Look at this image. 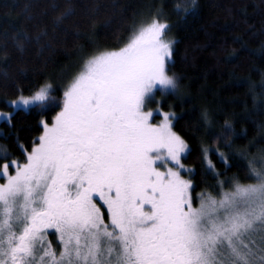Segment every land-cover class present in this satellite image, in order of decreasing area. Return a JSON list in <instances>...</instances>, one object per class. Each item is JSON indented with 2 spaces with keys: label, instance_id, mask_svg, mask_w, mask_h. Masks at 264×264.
Listing matches in <instances>:
<instances>
[{
  "label": "snow or ice",
  "instance_id": "6c2138e0",
  "mask_svg": "<svg viewBox=\"0 0 264 264\" xmlns=\"http://www.w3.org/2000/svg\"><path fill=\"white\" fill-rule=\"evenodd\" d=\"M197 8V0H173L172 12L187 16ZM88 14L91 49L80 51L63 83L45 79L27 94L17 84L16 98L4 97L12 111L0 112V120L10 127L19 112L60 110L51 124L40 121L43 133L31 151L20 145L22 161L0 145V161H7L0 163V264H264V134L238 146L232 120L216 132L203 110V128L194 131L227 151L199 138V158L216 193H196V168L182 163L192 148L173 130L176 113L153 122L161 114L156 93H180V77L171 72L174 25L163 0L148 6L146 18L134 15L112 48L95 37L100 5ZM72 15L66 6L55 26ZM21 36L15 46L23 51L32 37ZM41 36L47 32L37 34V43ZM8 59L0 54V61ZM9 79L5 71L3 81ZM259 87L257 96L250 86L253 108L264 110V81ZM153 102L156 109L146 110ZM233 168L238 172L229 175Z\"/></svg>",
  "mask_w": 264,
  "mask_h": 264
},
{
  "label": "trees",
  "instance_id": "16d2710c",
  "mask_svg": "<svg viewBox=\"0 0 264 264\" xmlns=\"http://www.w3.org/2000/svg\"><path fill=\"white\" fill-rule=\"evenodd\" d=\"M161 0H0V54L7 53L9 59L0 61V112L12 111L5 106L4 97L15 99V88L27 89L45 79L61 84L79 62V53L90 50L92 42L91 18L88 10L93 4L100 5L96 17V40L109 48L115 47L119 37L126 35L134 15L146 14L148 6ZM183 4L186 0H176ZM194 14L178 17L172 12L173 0H163L165 11L169 13L174 27L171 35L173 46L171 72L180 77L178 95L161 96L160 107L167 112H175L177 119L173 130L183 136L192 148L184 165L195 167L191 177L195 192L216 193V180L205 174L200 157L199 138L205 147H220L221 142L211 135L196 132L203 128L200 114L209 110L212 129L219 132L226 119H231L237 132L233 137L238 146L264 134V110L253 108L250 86L259 96V85L264 81V0H197ZM55 5V7H53ZM71 5L74 15L55 26V18L66 6ZM31 17V18H29ZM105 21L108 22L107 27ZM27 32L32 39L25 41L24 50L15 46L17 33ZM47 32L36 42L37 34ZM79 33V35H77ZM237 37L240 40H237ZM243 45V46H242ZM235 51L236 55L229 54ZM23 70V72L21 71ZM7 71L10 79L3 81ZM55 95L61 97V91ZM152 108L157 107L153 102ZM59 106L49 107L41 112H19L12 121L14 127L0 120V145H6L11 158L22 161L24 150L31 151L33 141L42 135L41 120L52 123ZM245 114L241 119L240 115ZM246 137V139L244 138ZM209 160L217 171L223 164L213 154ZM7 161H0L4 163ZM11 170V169H10ZM238 172L233 168L229 175ZM223 178V177H221Z\"/></svg>",
  "mask_w": 264,
  "mask_h": 264
},
{
  "label": "rangeland",
  "instance_id": "374dc122",
  "mask_svg": "<svg viewBox=\"0 0 264 264\" xmlns=\"http://www.w3.org/2000/svg\"><path fill=\"white\" fill-rule=\"evenodd\" d=\"M157 101L161 102V100L159 98H157ZM159 107H160V104H159ZM154 109H156V107L152 108L151 105H148V107L146 108V110H154ZM160 109H161V107H160ZM163 112H167V111H164L161 109V114L156 115L154 113V115L156 116V118L153 120L154 123H158L159 121H161L163 119V115H162ZM182 163H183V161H182ZM185 167L188 168L186 165H185ZM182 175H183V173H182ZM184 178L189 179L190 177L184 176ZM0 182H2V181H0ZM101 210L103 211V208ZM54 241H55V237H54L53 243H55Z\"/></svg>",
  "mask_w": 264,
  "mask_h": 264
},
{
  "label": "flooded vegetation",
  "instance_id": "af4514ba",
  "mask_svg": "<svg viewBox=\"0 0 264 264\" xmlns=\"http://www.w3.org/2000/svg\"><path fill=\"white\" fill-rule=\"evenodd\" d=\"M98 203H99V202H98ZM102 208H103V207H102ZM102 208H101V209H102ZM48 239H49L50 241L53 242L54 237H53L51 234H49ZM54 242H55V241H54ZM53 246L55 247V243H53Z\"/></svg>",
  "mask_w": 264,
  "mask_h": 264
}]
</instances>
